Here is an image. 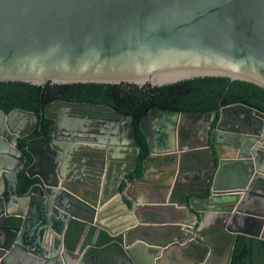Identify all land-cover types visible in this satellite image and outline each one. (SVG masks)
Returning <instances> with one entry per match:
<instances>
[{
	"label": "water",
	"instance_id": "1",
	"mask_svg": "<svg viewBox=\"0 0 264 264\" xmlns=\"http://www.w3.org/2000/svg\"><path fill=\"white\" fill-rule=\"evenodd\" d=\"M44 86L264 91V0H0V87ZM189 115L214 126L180 145ZM42 118L49 138L17 146ZM137 126L146 154L128 179L130 115L61 100L40 116L0 110V264H173L215 232L230 236L228 264L236 234L264 241L263 112L150 108ZM27 157L37 180L18 195ZM98 232L109 241L89 254Z\"/></svg>",
	"mask_w": 264,
	"mask_h": 264
},
{
	"label": "trees",
	"instance_id": "2",
	"mask_svg": "<svg viewBox=\"0 0 264 264\" xmlns=\"http://www.w3.org/2000/svg\"><path fill=\"white\" fill-rule=\"evenodd\" d=\"M53 100L101 104L108 106L116 113L132 117L133 137L139 146V153L136 165L126 175L128 179L140 175L141 161L146 154V144L137 123L149 107L217 112L221 106L241 103L264 113V91L259 90L137 89L107 86H44L40 90L39 87H0V110L3 112L18 108L34 112L39 116L40 108ZM38 123L40 124L39 130H35L32 136L43 135L49 138L51 121L44 118ZM23 144L24 139L20 141V145L23 146ZM29 163L30 158L27 157L24 167L17 172L15 189L18 195L25 193L37 180L35 177H28L24 172L25 166ZM72 236H74L73 241L77 240L76 233ZM96 236L95 246L106 244L109 241L103 232H98ZM91 238L92 236H88L87 239L91 240ZM229 240L228 234L219 232L218 249L225 251ZM200 252L202 253V250ZM258 259L264 264V241L236 234L229 264H254Z\"/></svg>",
	"mask_w": 264,
	"mask_h": 264
},
{
	"label": "flooded vegetation",
	"instance_id": "3",
	"mask_svg": "<svg viewBox=\"0 0 264 264\" xmlns=\"http://www.w3.org/2000/svg\"><path fill=\"white\" fill-rule=\"evenodd\" d=\"M81 103H87V102H81ZM90 104H94V103H90ZM98 105H101V104H98ZM150 108H157V107H149V108L146 109V112ZM12 109H15V108H12ZM12 109H10L9 111H11ZM159 109H167V108H159ZM80 110L82 112L78 111L76 113L77 115L75 114L76 116H83V114H84L83 112H84L85 109H80ZM167 110H176V111H185V112H207V111L177 110V109H167ZM209 111H212V110H209ZM5 113H7V112H5ZM91 114H93V113H91ZM39 116H40V111H39ZM42 119H44V118H42ZM178 119H179V116H178V118L176 120V127L178 126V128H184L188 133L191 132V133H193L195 135L193 137L189 136V138H183V136H184V134L182 132L183 130L179 131L181 135L178 138V144H180V145H195V142L203 141L204 135H205L204 131L211 129L214 126V124L212 123L210 126L206 127L205 124L203 123V126L200 125L199 127H196V126H198V124L200 122L197 121L198 120L197 118H195L193 116H190V115H189V117L187 119L182 120V123H180L178 121ZM39 125L40 124L38 123V126ZM37 130H39V127H38ZM34 131L32 133H34ZM32 133L26 139H24V141L29 139V138L35 137V136H32ZM20 141L21 140L18 139L16 141V145L20 146V147H23V146L20 145ZM199 153H201L205 158L208 157V153H207V151L205 149H203ZM204 166L202 165L200 168H204ZM218 234H219V232H215V233L209 234L205 238V242L209 245L210 248H204V249L202 248L201 249L202 253L200 252L201 250L198 251V249H196L195 251L194 250L187 251L186 254H184V253L182 254L181 253V256L178 257V259H175L174 260L175 262H173V264H178V263L180 264V263L185 262V261H191V262H193V261H201L202 264H225L226 251H227L228 246H227L225 251L218 249V247H217V245H219ZM247 237H249V236H247ZM256 239H258V238H256ZM259 240H261V239H259ZM180 252H185V251L181 250ZM228 264H229V262H228ZM254 264H262V262L260 261V259H258V260H255Z\"/></svg>",
	"mask_w": 264,
	"mask_h": 264
},
{
	"label": "crops",
	"instance_id": "4",
	"mask_svg": "<svg viewBox=\"0 0 264 264\" xmlns=\"http://www.w3.org/2000/svg\"><path fill=\"white\" fill-rule=\"evenodd\" d=\"M92 233H93V229H88L87 231H86V233H85V236H84V239H83V243H82V246H84L86 243H89V241H90V239H87L88 238V236H92ZM98 234V233H97ZM242 235V234H241ZM97 237V236H96ZM96 237H95V239H96ZM73 238H74V236H72L71 238H70V243H71V246H73V243L75 242V241H73ZM94 244H95V242H94ZM107 244V243H106ZM106 244H103V245H100V246H97L96 245V247H98L97 248V250L95 249V248H87V253H89V254H96V253H99L100 252V250H99V248H101V247H104L105 248V246H106ZM106 248H111V246H107ZM114 263H116V264H118V261L116 260Z\"/></svg>",
	"mask_w": 264,
	"mask_h": 264
}]
</instances>
